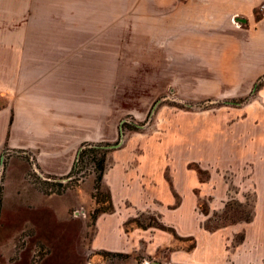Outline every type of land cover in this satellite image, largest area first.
Returning <instances> with one entry per match:
<instances>
[{"label":"crops","instance_id":"crops-1","mask_svg":"<svg viewBox=\"0 0 264 264\" xmlns=\"http://www.w3.org/2000/svg\"><path fill=\"white\" fill-rule=\"evenodd\" d=\"M8 4L15 15L0 25L14 29L0 36V155L8 152L1 171L0 264H39L48 240L25 212L50 209L68 216L92 189L87 183L64 194L46 193L28 179L32 164L45 175L64 177L82 143L111 148L120 139V120L130 114L143 118L154 94L178 87L176 91L236 97L250 92L264 76V0ZM32 12L35 19L24 20ZM234 13L244 19L243 27L231 23ZM259 94L264 99L263 84ZM119 152L106 153V164L114 159L116 171L122 168ZM111 217H96L95 234L116 236L120 244L93 245L114 259L123 258L117 264H142L137 257L155 246L146 250L135 244L129 234L139 235L137 229L126 230L121 216L109 225ZM262 221L234 253L235 264H264ZM8 223L12 227L6 228ZM220 232L208 237H216L215 244L191 252L183 263L230 264L232 252L223 247L224 232L216 236ZM96 256L102 258L100 264H108L97 254L92 264H97Z\"/></svg>","mask_w":264,"mask_h":264},{"label":"rangeland","instance_id":"rangeland-1","mask_svg":"<svg viewBox=\"0 0 264 264\" xmlns=\"http://www.w3.org/2000/svg\"><path fill=\"white\" fill-rule=\"evenodd\" d=\"M8 1L0 0L3 26L15 15ZM36 16L32 12L24 20ZM10 31L14 29L0 28V36ZM262 84L264 76L255 83ZM177 88L154 94L143 118L130 114L120 120L119 141L102 149H120L122 168L116 171L115 160L109 159L98 190L95 174L81 183L65 184L60 194L92 184L68 216L50 209L25 212L41 225L48 240L39 264H86L96 254L106 257L108 264L120 263L123 258L114 259L93 245L120 244L116 236L95 234V219L102 213L114 215L109 225L125 217V229L139 232L129 234L135 244L146 250L155 246L148 255L138 256V262L184 264L191 252L215 244L216 237H208L221 230L216 236L224 232L223 247L233 255L228 261L236 263L234 253L264 219V99L253 88L236 97ZM1 177L2 173L0 186ZM74 207H82L85 216L74 218ZM94 260L100 264L102 258Z\"/></svg>","mask_w":264,"mask_h":264},{"label":"built area","instance_id":"built-area-1","mask_svg":"<svg viewBox=\"0 0 264 264\" xmlns=\"http://www.w3.org/2000/svg\"><path fill=\"white\" fill-rule=\"evenodd\" d=\"M231 23L237 27H243L245 24L244 19L238 14L234 13L230 16ZM87 147H96L95 144H90ZM84 146H80L78 152L74 158L73 166L69 174L64 177H55L45 175L38 171L34 164H32L31 171L28 174V179L40 187L42 190L48 193H60L67 183L78 184L84 181L89 175L96 173L95 161L92 155L82 150ZM8 152L2 151L0 155V174L3 169V165L7 159ZM32 160V158H30ZM74 218L85 216V211L82 207H74L71 214ZM86 264H92L91 260H88ZM142 264H149L148 261H144Z\"/></svg>","mask_w":264,"mask_h":264},{"label":"trees","instance_id":"trees-1","mask_svg":"<svg viewBox=\"0 0 264 264\" xmlns=\"http://www.w3.org/2000/svg\"><path fill=\"white\" fill-rule=\"evenodd\" d=\"M258 88L259 87L256 85H254L253 87L254 91L258 90ZM90 144H95L96 147H87ZM82 146H84V149L82 150V154L84 152L91 154L92 158L95 161L96 173H95L94 189L98 190L100 188V184L105 171V164H106L105 162L106 152L102 149V147L109 146V144L84 142L82 143ZM1 204H2V186H0V209H1Z\"/></svg>","mask_w":264,"mask_h":264}]
</instances>
